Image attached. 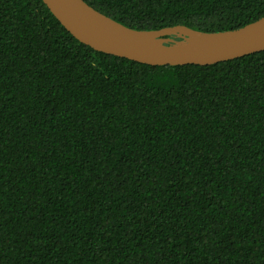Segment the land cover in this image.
I'll list each match as a JSON object with an SVG mask.
<instances>
[{
  "label": "trees",
  "instance_id": "1",
  "mask_svg": "<svg viewBox=\"0 0 264 264\" xmlns=\"http://www.w3.org/2000/svg\"><path fill=\"white\" fill-rule=\"evenodd\" d=\"M136 29L241 27L264 0H85ZM0 264H264V50L153 65L0 0Z\"/></svg>",
  "mask_w": 264,
  "mask_h": 264
},
{
  "label": "water",
  "instance_id": "2",
  "mask_svg": "<svg viewBox=\"0 0 264 264\" xmlns=\"http://www.w3.org/2000/svg\"><path fill=\"white\" fill-rule=\"evenodd\" d=\"M43 1L80 41L143 63L211 64L264 50V15L241 27L220 31H203L185 24L136 29L85 0Z\"/></svg>",
  "mask_w": 264,
  "mask_h": 264
}]
</instances>
